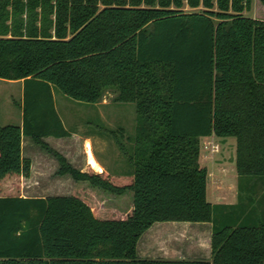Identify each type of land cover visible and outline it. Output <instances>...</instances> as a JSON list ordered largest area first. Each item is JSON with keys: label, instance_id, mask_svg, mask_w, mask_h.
I'll list each match as a JSON object with an SVG mask.
<instances>
[{"label": "trees", "instance_id": "trees-1", "mask_svg": "<svg viewBox=\"0 0 264 264\" xmlns=\"http://www.w3.org/2000/svg\"><path fill=\"white\" fill-rule=\"evenodd\" d=\"M250 2L0 0V79L22 82L21 125H0V264H264V20L244 14ZM53 86L91 104L112 88L133 104L130 146L115 141L126 171H81L43 141L71 135ZM211 134L236 139L235 204L206 198L198 159ZM22 137L60 175L131 191L129 210L98 218L75 194L21 196ZM166 221L210 222V258L140 257L143 232Z\"/></svg>", "mask_w": 264, "mask_h": 264}, {"label": "rangeland", "instance_id": "rangeland-1", "mask_svg": "<svg viewBox=\"0 0 264 264\" xmlns=\"http://www.w3.org/2000/svg\"><path fill=\"white\" fill-rule=\"evenodd\" d=\"M244 14L264 20V5L261 0H251L250 8L244 11ZM21 93L22 82L0 79V125L8 124L12 120L14 122L18 118ZM52 93L61 118L73 134L57 142L44 138L43 141L77 169L85 168L86 145H89L91 152L107 172L121 173L127 170L125 156L118 149L115 141L117 138L126 147L130 146L127 137L133 134L134 129L133 104L115 101L117 91L112 88H106L100 100L94 104L70 99L55 86L52 87ZM112 131H115V135ZM225 138L228 141H234L232 136ZM22 151L24 157H31L29 159L34 165L33 179L39 182L34 190L29 189L32 186L28 182L25 183V193L75 194L90 205L93 214L98 218L115 216L118 212L124 214L129 210L132 200L131 191L116 195L93 187L86 181H75L72 178L71 180L46 178L48 174H57L59 165L55 156L29 138H24ZM232 151L234 156V145ZM249 194L250 192L244 191L242 196L245 198ZM184 223L187 222H155L141 235L138 242L139 252L152 258L173 259L175 249L171 243V236H173L171 231L174 226L184 225Z\"/></svg>", "mask_w": 264, "mask_h": 264}, {"label": "crops", "instance_id": "crops-1", "mask_svg": "<svg viewBox=\"0 0 264 264\" xmlns=\"http://www.w3.org/2000/svg\"><path fill=\"white\" fill-rule=\"evenodd\" d=\"M21 82V81H20ZM54 97V96H53ZM55 108L57 110L55 97H54ZM58 112V110H57ZM59 114V112H58ZM60 116V114H59ZM61 118V116H60ZM64 126L63 119L61 118ZM7 123V121H5ZM10 122V123H9ZM8 124L14 123L21 125L22 117L21 111L19 108L18 118L16 120L9 121ZM68 129V128H67ZM73 133L71 132V135ZM69 137V136H68ZM68 137H45L44 139H51L55 142L62 140L63 138ZM229 137V136H228ZM233 137V136H232ZM22 137V144L24 141ZM234 142V144H233ZM233 145H234V156H233ZM235 151H236V139L234 141H228L227 138L217 137L214 134L209 136L200 137V154H199V164L207 169V183H206V198L212 204H235L237 202V197L239 194L238 182L239 175L235 167ZM23 155V151H22ZM94 159L100 166V169H94L88 162L86 157V165L84 169H79L81 171L86 170L87 167H91L96 172H107L103 168L102 164L99 162L97 157L93 154ZM31 159L30 156H27ZM126 170H123L124 172ZM34 165L31 162L30 174L27 177L20 176L18 181L20 184V195L24 197H45L49 195H60V194H27L24 190V184L28 182L31 188L34 190L36 185H39V182L34 178ZM110 173V172H107ZM120 172H111L110 174H118ZM46 178L59 180L62 178L70 179L71 177L68 174H48ZM34 180V181H31ZM244 180V179H242ZM249 184L255 183L256 179L252 178L248 181ZM260 182L261 181H257ZM245 184V181L242 182ZM244 190H242V194ZM262 193V188L259 190L258 194ZM171 233V243L175 249L173 253V259H209L211 254V223L210 222H187L184 225H177L172 228ZM141 238V237H140ZM139 238V240H140ZM138 240V242H139ZM137 242V252L140 257L152 258L149 255H143L139 252Z\"/></svg>", "mask_w": 264, "mask_h": 264}, {"label": "bare ground", "instance_id": "bare-ground-1", "mask_svg": "<svg viewBox=\"0 0 264 264\" xmlns=\"http://www.w3.org/2000/svg\"><path fill=\"white\" fill-rule=\"evenodd\" d=\"M86 152H87L88 162L91 165V167L95 169H100V166L98 165V163L96 162V160L92 155L89 145H86Z\"/></svg>", "mask_w": 264, "mask_h": 264}]
</instances>
